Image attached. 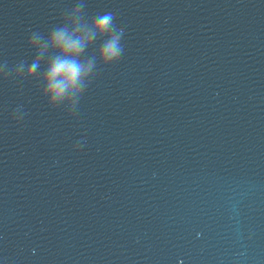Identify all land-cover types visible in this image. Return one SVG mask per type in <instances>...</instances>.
Listing matches in <instances>:
<instances>
[{
	"label": "clouds",
	"instance_id": "obj_1",
	"mask_svg": "<svg viewBox=\"0 0 264 264\" xmlns=\"http://www.w3.org/2000/svg\"><path fill=\"white\" fill-rule=\"evenodd\" d=\"M86 9L85 0H75L47 32L30 29L26 46L32 52L31 60L20 59L11 67L3 61L0 77L6 81H35L49 109H63L75 117L99 72L118 64L125 53L126 29L117 24L116 14L106 11L89 15ZM27 115L24 106L18 105L11 120L19 126ZM84 146L82 137L74 143L73 151Z\"/></svg>",
	"mask_w": 264,
	"mask_h": 264
}]
</instances>
